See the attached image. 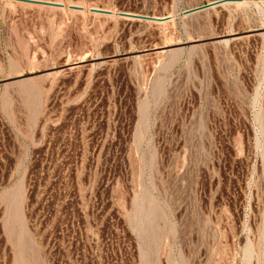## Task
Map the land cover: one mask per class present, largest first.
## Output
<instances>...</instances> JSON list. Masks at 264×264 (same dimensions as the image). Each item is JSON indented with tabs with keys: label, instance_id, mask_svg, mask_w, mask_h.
<instances>
[{
	"label": "rangeland",
	"instance_id": "1",
	"mask_svg": "<svg viewBox=\"0 0 264 264\" xmlns=\"http://www.w3.org/2000/svg\"><path fill=\"white\" fill-rule=\"evenodd\" d=\"M214 1L0 0V264H264V0Z\"/></svg>",
	"mask_w": 264,
	"mask_h": 264
},
{
	"label": "water",
	"instance_id": "2",
	"mask_svg": "<svg viewBox=\"0 0 264 264\" xmlns=\"http://www.w3.org/2000/svg\"><path fill=\"white\" fill-rule=\"evenodd\" d=\"M28 1H31V0H28ZM236 1L237 0H217V1H214V2H211V3H208L206 5L187 10V11H185L184 14H186V15L193 14V13L199 12L201 10L209 9L211 7H214V6H218V5L225 4V3H230V2H236ZM43 3L54 5V6H62L59 3H52V2H43ZM98 11L102 12V13H110L109 11H106V10H98ZM121 15L134 17V18H143V19L152 20V21L165 20V18L146 17V16H138V15H132V14H121Z\"/></svg>",
	"mask_w": 264,
	"mask_h": 264
}]
</instances>
